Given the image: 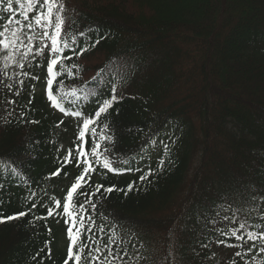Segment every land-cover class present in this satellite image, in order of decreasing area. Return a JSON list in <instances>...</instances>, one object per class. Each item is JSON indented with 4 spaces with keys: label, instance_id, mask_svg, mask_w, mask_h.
Instances as JSON below:
<instances>
[{
    "label": "trees",
    "instance_id": "trees-1",
    "mask_svg": "<svg viewBox=\"0 0 264 264\" xmlns=\"http://www.w3.org/2000/svg\"><path fill=\"white\" fill-rule=\"evenodd\" d=\"M62 2V53L35 24L42 4L25 21L26 7L13 0L8 13L0 3V32L17 31L21 45H0V215L28 213L0 223V264H64L71 221L62 208L52 217L47 209L64 203L82 173V162L64 160L78 143L96 169L73 197L88 209L85 256L91 250L99 264L109 250L121 257L112 264H264V0ZM58 55L53 77L47 69ZM50 79L58 103L82 116L51 108L37 91ZM113 94L120 99L91 126L97 136L89 131L80 142L83 120ZM94 143L118 172L95 162ZM129 184L132 191H119ZM98 185L117 190L87 203L80 193Z\"/></svg>",
    "mask_w": 264,
    "mask_h": 264
},
{
    "label": "snow or ice",
    "instance_id": "snow-or-ice-1",
    "mask_svg": "<svg viewBox=\"0 0 264 264\" xmlns=\"http://www.w3.org/2000/svg\"><path fill=\"white\" fill-rule=\"evenodd\" d=\"M5 0H0V3H4ZM15 3L20 6V8H25L26 11L22 12L21 15L24 16L25 21H28L30 19L29 13L35 11L36 7L38 5H43L44 10H41L39 12V15L35 16V24L36 25H42L45 28H54L55 34L49 35L47 31L43 32V36L48 37L51 40V49L54 53H62L65 48L69 46L68 40L61 39V32H62V26L64 24V16L63 13L65 11V5L62 2V0H15ZM4 11L8 13H12L14 11L13 8V0H6V8L3 9ZM55 10V15H54ZM9 23L11 24L12 21L10 20ZM16 23L19 25L20 21L16 20ZM26 27L29 29L32 28V24L28 23L26 24ZM8 29L5 28V31L0 32V37H3V39H0V45L4 47V49L9 48H15L21 45H18L17 41L19 40V36L17 34V31H12L11 37L6 36L5 32H7ZM81 35H84L81 33ZM34 37H28L29 40H32ZM73 39H75L73 37ZM95 43H99V40H97ZM28 48V52L31 51V46H25ZM92 47H95V44L92 45ZM83 51H88V48H84ZM28 52L23 53V55L27 56ZM39 54H42V50L39 51ZM61 57L58 55L56 58L51 60V65L48 67V73L55 77L58 73L53 72V66H55L58 62H61ZM70 59V58H69ZM23 67V65H20ZM52 80H48V99L52 102L53 106L56 108H59L61 112H65V109L58 103L57 97L52 94L51 91V85ZM22 83V82H21ZM115 88L112 89V92L115 93ZM119 97L116 95H112L110 99L103 101L102 105L99 107L98 111L95 112L94 117L87 118L83 120L82 127L80 132L78 133V140L80 142L85 141L86 134L91 131V134L93 137L97 136L95 128H92L91 126L95 124L101 117V114L107 113L108 110L112 107L113 103L117 102ZM69 115H75L77 117L82 116V113L75 112V113H67ZM35 123V121H33ZM105 128H107V124L104 125ZM100 140H110L111 137L105 136L103 133L99 134ZM101 145L100 143H94L91 148V156L95 158V162L101 164V166L105 169H107L110 172H118V169H115L112 167L111 161L103 155V152L100 151ZM108 149L105 148L104 151L106 152ZM76 155L73 156V150L69 149L67 154L64 157V160L66 163L72 162L73 159L77 161V166L79 167L81 162L83 163L84 167L82 169V173L76 178L75 183L71 186V189L67 192V195L64 198V203L61 204L60 200H54L53 201V207H48L47 209V217H52L54 214H56L57 209H61L63 211V214L69 217L71 221V227L67 229V236L70 240V246L67 249V259L64 261V264H69L70 261H75V264H89L90 261L96 262V264H99L100 257L99 256H93L91 254V250H89V253L87 256H85V249L87 248V245L82 243L80 240V237L82 235L81 230H85L90 232L91 228H85L84 224V215H81L82 213L86 214L88 209L85 208L84 203H81L79 206H77L74 201L73 197L74 194L82 187V182H85V177L91 173L96 171V169L93 167V161L89 159V153L84 151L83 149V143H78L76 145L75 149ZM53 175H59V170L53 173ZM148 175H152L151 171H149ZM141 180L147 179V176L141 175ZM134 188V184H129L127 189H119V191L124 192L127 194V192L132 191ZM103 189L104 193H112L113 191L117 190L115 186H110L105 188L104 185H98L96 186L95 191L93 192H81V195H84L87 200V203H91V197L95 196L97 193H99ZM33 208L36 207L35 204L32 205ZM93 208H95V205H92ZM31 209H29V212ZM28 215L27 212H19L12 216L4 217L0 215V223H6L11 220L20 219L21 217H24ZM79 216V220H77V217ZM47 217H36V219H47ZM225 219H229L228 217H225ZM88 220L91 222V217L88 216ZM68 221H66L67 223ZM77 223H79V227H77ZM241 229L245 227V224L241 223L239 225ZM76 229L73 231V229ZM102 230V229H101ZM50 231V230H49ZM232 236H234L238 240H243L244 237L239 236L236 231H233L231 233ZM248 236L250 239L255 240L256 236L252 233H248ZM221 243H224V241H220ZM229 247H232V245H228ZM101 249L96 248L95 252L99 253ZM127 255V253H124ZM121 259L119 254L112 253L111 250H109V256L105 257V264H112L113 260Z\"/></svg>",
    "mask_w": 264,
    "mask_h": 264
},
{
    "label": "rangeland",
    "instance_id": "rangeland-1",
    "mask_svg": "<svg viewBox=\"0 0 264 264\" xmlns=\"http://www.w3.org/2000/svg\"><path fill=\"white\" fill-rule=\"evenodd\" d=\"M45 29H46V28L42 26L41 30L43 31V30H45ZM39 92H41V91H39ZM63 245H64V242H63Z\"/></svg>",
    "mask_w": 264,
    "mask_h": 264
}]
</instances>
